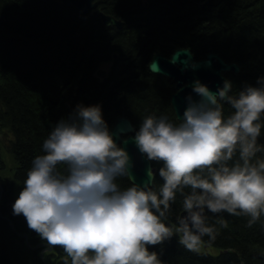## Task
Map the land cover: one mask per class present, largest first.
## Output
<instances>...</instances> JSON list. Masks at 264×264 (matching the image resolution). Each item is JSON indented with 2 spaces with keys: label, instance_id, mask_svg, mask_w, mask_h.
I'll return each instance as SVG.
<instances>
[{
  "label": "trees",
  "instance_id": "obj_1",
  "mask_svg": "<svg viewBox=\"0 0 264 264\" xmlns=\"http://www.w3.org/2000/svg\"><path fill=\"white\" fill-rule=\"evenodd\" d=\"M96 3L84 14L61 0H0V264H63L59 245L41 259L46 242L23 214L13 213V203L53 125L78 103H101L110 128L119 116L135 127L151 113L176 119L175 82L148 65L155 54L170 56L177 48L199 59L214 51L236 62L240 73L226 74L234 92L264 75V0ZM100 12L123 22L122 28L105 26ZM106 63L112 66L101 79L97 72ZM3 153L14 165L10 177L4 176ZM151 162L162 183V162ZM174 209L180 210L179 197ZM216 215L209 213L210 223ZM223 215L227 227L217 224L216 239L203 251L187 249L175 235L149 249L165 264H264V216L249 227L248 217ZM19 234L39 248L32 250Z\"/></svg>",
  "mask_w": 264,
  "mask_h": 264
},
{
  "label": "clouds",
  "instance_id": "obj_2",
  "mask_svg": "<svg viewBox=\"0 0 264 264\" xmlns=\"http://www.w3.org/2000/svg\"><path fill=\"white\" fill-rule=\"evenodd\" d=\"M193 91L199 99L189 94L182 116L144 115L123 137L162 162V183L151 165L135 182L134 161L101 103H78L53 125L13 203L45 251L61 246L63 264H165L149 245L175 235L199 251L216 239L217 224L227 227L223 213L248 217L249 227L261 220L264 75L238 92L227 78L217 91L197 79Z\"/></svg>",
  "mask_w": 264,
  "mask_h": 264
},
{
  "label": "water",
  "instance_id": "obj_3",
  "mask_svg": "<svg viewBox=\"0 0 264 264\" xmlns=\"http://www.w3.org/2000/svg\"><path fill=\"white\" fill-rule=\"evenodd\" d=\"M66 6H73L79 12L87 14L94 10L97 6L96 0H62ZM200 3L201 0H195ZM206 3L202 4L204 7ZM100 18L103 24L107 27H116L121 29L123 22L117 20L111 15L100 12ZM148 68L151 73L161 75L175 82V92L171 96V104L177 117L182 116L184 109L187 106V96L191 94L194 98L199 99V95L193 91L194 82L199 79L206 84L211 90L217 91L218 87L223 86V81L226 79V74H239L240 66L234 62H227L218 53L210 52L204 59L196 60L189 49H180L173 53L170 57L157 54L149 63ZM107 72L103 69L98 70V77H106ZM228 79V78H227ZM132 121L126 116L116 118L112 126V131L115 133L114 139L122 146H125L129 151L134 167L132 173L136 183H143L147 179V169L151 165L156 171L152 162L148 161L145 156L140 153L134 141L128 140L126 145L123 144V137L130 136L131 129L134 128ZM12 226V225H11ZM26 240V244L30 247L28 236L19 234ZM46 246V244H42ZM32 250H37L39 246L30 247ZM50 249L49 251H51ZM48 251V252H49ZM45 249L41 252V259L44 260Z\"/></svg>",
  "mask_w": 264,
  "mask_h": 264
},
{
  "label": "rangeland",
  "instance_id": "obj_4",
  "mask_svg": "<svg viewBox=\"0 0 264 264\" xmlns=\"http://www.w3.org/2000/svg\"><path fill=\"white\" fill-rule=\"evenodd\" d=\"M111 66H112L111 63H106L102 66V69L109 72V70L111 69ZM0 134H1V132H0ZM3 160L6 164V171H5L4 176L10 177L11 175H13L14 165H13L10 157L6 153H3ZM204 249H206L205 245H203L199 251H203ZM210 251L213 253H217V251H215V250H210Z\"/></svg>",
  "mask_w": 264,
  "mask_h": 264
},
{
  "label": "bare ground",
  "instance_id": "obj_5",
  "mask_svg": "<svg viewBox=\"0 0 264 264\" xmlns=\"http://www.w3.org/2000/svg\"><path fill=\"white\" fill-rule=\"evenodd\" d=\"M61 2H62V4H64L62 0H61ZM64 5H65V4H64ZM65 6H66V5H65ZM68 7H72V6H68ZM101 21H102V20H101ZM102 23H103V22H102ZM180 49H189V48H177V49H175V50L173 51V53H175L177 50H180ZM189 50H190V49H189ZM191 52H192V51H191ZM210 52H214V51H210ZM210 52H209V53H210ZM173 53H172V54H173ZM209 53H208V54H209ZM214 53H216V52H214ZM157 54H161V53H157ZM157 54H155V55H157ZM172 54H170V56H171ZM208 54H207V55H208ZM218 54H219V53H218ZM155 55H154V56H155ZM161 55H163V54H161ZM192 55L195 57V59H196L197 61H198V60H201V59L197 58L193 53H192ZM170 56H166V57H170ZM222 58H223V57H222ZM203 59H204V58H203ZM234 63H236V62H234ZM148 69H149V68H148ZM97 77H98V76H97ZM171 80H173V79H171ZM173 81H174V80H173Z\"/></svg>",
  "mask_w": 264,
  "mask_h": 264
},
{
  "label": "flooded vegetation",
  "instance_id": "obj_6",
  "mask_svg": "<svg viewBox=\"0 0 264 264\" xmlns=\"http://www.w3.org/2000/svg\"><path fill=\"white\" fill-rule=\"evenodd\" d=\"M167 78V77H166Z\"/></svg>",
  "mask_w": 264,
  "mask_h": 264
}]
</instances>
